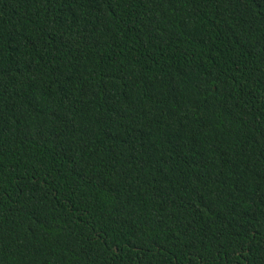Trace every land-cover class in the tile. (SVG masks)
<instances>
[{"label": "trees", "instance_id": "obj_1", "mask_svg": "<svg viewBox=\"0 0 264 264\" xmlns=\"http://www.w3.org/2000/svg\"><path fill=\"white\" fill-rule=\"evenodd\" d=\"M0 264H264V0H0Z\"/></svg>", "mask_w": 264, "mask_h": 264}]
</instances>
